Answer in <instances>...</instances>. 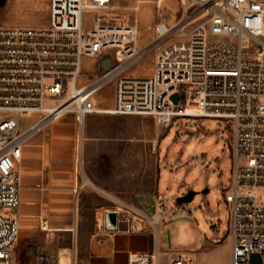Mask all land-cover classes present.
I'll list each match as a JSON object with an SVG mask.
<instances>
[{"label":"built area","instance_id":"1","mask_svg":"<svg viewBox=\"0 0 264 264\" xmlns=\"http://www.w3.org/2000/svg\"><path fill=\"white\" fill-rule=\"evenodd\" d=\"M125 1L160 8L165 0ZM113 8L112 0H50L46 28L0 27V264H12L20 231L22 146L66 114L79 126L98 114L149 116L163 129L173 117L222 120L231 135L230 188L221 189L230 214V264H250L252 254L264 264V0H180L174 22L154 23L143 43L136 18L134 25L114 23ZM105 55L107 69L82 77L84 58L99 66ZM146 55L153 56L150 76L125 75ZM110 80L114 105L100 107L95 95ZM167 211L165 204L152 215L116 210V228L105 229L117 231L122 222L130 231L155 228ZM193 257L167 253L169 264H193ZM127 264H158V255L130 253Z\"/></svg>","mask_w":264,"mask_h":264},{"label":"rangeland","instance_id":"2","mask_svg":"<svg viewBox=\"0 0 264 264\" xmlns=\"http://www.w3.org/2000/svg\"><path fill=\"white\" fill-rule=\"evenodd\" d=\"M1 2L2 0L0 4ZM112 6L114 23L134 25L136 18L137 28L142 34L140 42L143 43L153 37L154 23L161 19L170 24L174 22L176 15H179L180 0H165L160 8L148 1L135 4L125 0H112ZM91 17V13L85 15L86 20ZM107 56L109 55L104 57ZM82 64V77L98 72V64L91 59L84 58ZM152 69L153 56L146 55L125 75L148 77L152 74ZM95 99L100 107H112L115 101V81L105 83L97 91ZM55 103V100L45 101L47 106ZM92 117L94 118L91 122L92 128L87 134L79 135L77 151L82 185L78 209L82 234L88 236L93 232L96 211L100 213L102 206H117L131 210L132 213L137 211L138 209L134 207L135 196L155 190L159 157L161 160L166 158L168 163L160 166L163 177L161 190L165 195H161L158 201L151 195L137 197L138 202L149 214L155 212L158 203L169 205L166 220L158 225V227L162 225L160 234L162 251L192 253L193 264H229L231 259L228 234L229 207L222 201L221 191L214 179L219 165L223 187L229 190L232 176L231 135L226 124L219 119L173 117L169 127L163 129L149 116L98 114ZM26 121L23 120V123ZM219 155H222V159L220 163L216 161L215 164L213 159ZM177 160L194 166V170L185 178L183 185L177 182L182 180L185 168L178 169ZM206 169L210 171L208 183L213 188L207 195L203 196L199 192L191 202L177 204L174 196L185 193L186 185L193 179H196L193 191L202 190L200 188L206 178L203 171ZM168 178L171 180L170 187L167 186ZM175 205L183 209L178 210ZM212 212L217 214L216 218L211 217ZM122 228L127 229V226L124 225ZM214 228L219 231L217 238H214ZM138 229L142 232H151L152 236L155 234L154 229L148 225L138 226ZM212 240L220 244L214 249H208ZM66 242V248H71V236L66 238ZM75 254L77 264H81L87 256L78 240ZM41 255L55 261L66 254L57 257ZM73 255V253L66 255L63 264H70ZM190 259L191 255L186 257L187 261ZM160 261L166 264V257L161 256Z\"/></svg>","mask_w":264,"mask_h":264},{"label":"crops","instance_id":"3","mask_svg":"<svg viewBox=\"0 0 264 264\" xmlns=\"http://www.w3.org/2000/svg\"><path fill=\"white\" fill-rule=\"evenodd\" d=\"M49 10L50 0H2L0 27L46 28L50 20ZM92 116L85 117L83 125L79 126L73 114H66L60 120L51 122L43 131L31 134L22 146L21 159L17 164V170L20 173V204L17 211L20 231L11 253L12 264H40L41 259L45 258L41 254L57 257L69 253L74 254L72 262L77 264L75 254L77 240L87 252V256L81 264H127L128 255L134 252H153L158 255V264H162L160 257L165 256L166 264H169L167 252L161 249L162 225L153 228L155 232L153 236L151 232L130 231L122 228L126 225L123 222L119 223L117 231L105 229V213L124 210L123 208L102 206L100 213L96 211L93 232L84 236L80 231L78 209L82 185L81 174L78 170V141L81 133L85 135L92 128L91 122L94 120ZM201 130L203 131V129ZM221 159L222 155H219L213 161L220 163ZM163 163H168V160L166 158L161 160L159 157L155 190L135 196L134 207L148 215L152 214H149L141 206L137 197L151 195L158 201L161 195H165L161 190L163 177L160 166ZM176 165L178 169L185 168L182 180L177 182L183 185L185 178L194 170V166L184 164L181 160H177ZM203 173L206 178L200 188L202 190L197 193L200 192L204 196L213 187L208 183L210 171L206 169ZM222 178L218 165L214 179L220 191L221 189L227 191L228 189L223 187ZM195 181L196 179H193L186 185V192L194 189ZM167 186H171L169 178ZM185 193L177 194L174 198ZM222 201L224 202L223 198ZM124 206L128 205L124 204ZM167 206L169 210V205ZM176 207L178 206L175 205ZM176 209L180 210L183 207ZM216 216V213H211V217L216 218ZM42 224H46L47 231L41 229ZM70 236L71 248H66V238ZM218 236L219 231L214 228V238ZM229 241L231 245V238ZM219 244L220 242L212 240L208 249H214ZM66 255L53 261L63 264Z\"/></svg>","mask_w":264,"mask_h":264},{"label":"water","instance_id":"4","mask_svg":"<svg viewBox=\"0 0 264 264\" xmlns=\"http://www.w3.org/2000/svg\"><path fill=\"white\" fill-rule=\"evenodd\" d=\"M111 63V58L110 56L105 57L100 61L99 67L100 69H107ZM172 100L176 104L178 102V96L177 94H174L172 96ZM197 194L196 191L189 190L187 191L184 195L179 196L176 198V203L179 204H184V203H189L191 202L195 195ZM116 222H117V214L116 212H108L106 214V219H105V225L108 229H115L116 228ZM250 264H261L260 256L258 254H252L250 257Z\"/></svg>","mask_w":264,"mask_h":264},{"label":"bare ground","instance_id":"5","mask_svg":"<svg viewBox=\"0 0 264 264\" xmlns=\"http://www.w3.org/2000/svg\"><path fill=\"white\" fill-rule=\"evenodd\" d=\"M145 2V1H144ZM139 33V32H138ZM159 218V215H157V217H156V219H158Z\"/></svg>","mask_w":264,"mask_h":264}]
</instances>
